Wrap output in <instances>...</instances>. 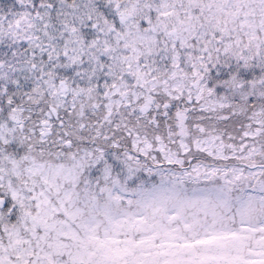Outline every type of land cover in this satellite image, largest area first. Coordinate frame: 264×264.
Segmentation results:
<instances>
[{"label": "snow or ice", "instance_id": "obj_1", "mask_svg": "<svg viewBox=\"0 0 264 264\" xmlns=\"http://www.w3.org/2000/svg\"><path fill=\"white\" fill-rule=\"evenodd\" d=\"M0 264H264V0H0Z\"/></svg>", "mask_w": 264, "mask_h": 264}]
</instances>
